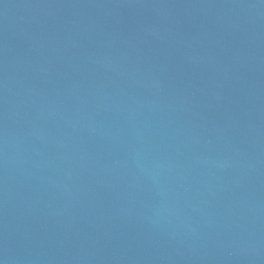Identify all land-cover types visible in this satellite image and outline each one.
Instances as JSON below:
<instances>
[{"label":"water","instance_id":"obj_1","mask_svg":"<svg viewBox=\"0 0 264 264\" xmlns=\"http://www.w3.org/2000/svg\"><path fill=\"white\" fill-rule=\"evenodd\" d=\"M0 264H264V0H0Z\"/></svg>","mask_w":264,"mask_h":264}]
</instances>
